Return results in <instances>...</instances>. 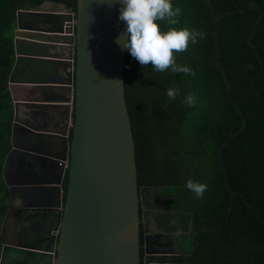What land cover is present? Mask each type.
I'll return each instance as SVG.
<instances>
[{
	"label": "trees",
	"instance_id": "16d2710c",
	"mask_svg": "<svg viewBox=\"0 0 264 264\" xmlns=\"http://www.w3.org/2000/svg\"><path fill=\"white\" fill-rule=\"evenodd\" d=\"M47 1L76 11V0H0V229L12 204L2 167L11 149L17 11ZM172 4L181 8L174 27L204 35L176 55L194 76L142 67L126 51L137 184L160 189L166 210L154 216L157 228L188 238L172 264H264V0ZM173 87L179 94L170 100L166 92ZM189 93L195 106L184 103ZM189 179L207 185L202 198L187 189ZM67 183L66 171L64 191ZM143 232L140 223V240Z\"/></svg>",
	"mask_w": 264,
	"mask_h": 264
},
{
	"label": "water",
	"instance_id": "95a60500",
	"mask_svg": "<svg viewBox=\"0 0 264 264\" xmlns=\"http://www.w3.org/2000/svg\"><path fill=\"white\" fill-rule=\"evenodd\" d=\"M121 6L119 0H76V11H17L16 55L18 37L46 42V49L60 41L70 46L72 80L66 101L72 116L66 129L68 150L65 157L55 161L56 176H50L51 169L43 172L47 182L43 184L55 185L36 187L40 202L23 208L25 212L48 216L47 234L39 243H32L21 235L4 240L0 232V264H140L139 208H146L147 187L137 184L134 139L124 93L126 51L115 42L126 29L118 18ZM16 129L14 107L11 149L2 169L12 204L2 227L11 210L18 209L15 187L4 173L10 156H41L34 148L16 145ZM33 152L37 154L33 156ZM66 171L68 183L64 191ZM177 235L145 233L143 264L177 262L184 253L174 238ZM161 237L169 239L174 249H155L154 239Z\"/></svg>",
	"mask_w": 264,
	"mask_h": 264
},
{
	"label": "crops",
	"instance_id": "0c3cea01",
	"mask_svg": "<svg viewBox=\"0 0 264 264\" xmlns=\"http://www.w3.org/2000/svg\"><path fill=\"white\" fill-rule=\"evenodd\" d=\"M43 5L46 8H41ZM41 6L39 9L49 12L67 10L63 5L53 4L49 1L44 2ZM39 42L37 39L18 37L19 54L16 55L13 81L9 82L17 123L14 135L15 143L19 147L34 148L41 152V154L38 153L41 156L37 159L14 153L4 168L8 182L15 187V206L18 207V209L11 210L7 223L0 229L1 238L7 241L20 238L21 235L24 240L39 243V240L46 236L48 216L25 212L23 208L26 206L29 208L40 202L37 197L39 190L36 187L55 185L43 184L47 183L43 180L45 177L43 172L51 169L50 176H56L58 166L55 161L65 157L68 150L66 129L72 112L71 105L66 100L69 98L68 84L72 80V76H70L73 63L70 56L71 48L65 42L60 41L49 44V49H46L44 47L46 42H42L43 44ZM43 79L49 82H42ZM35 154L37 153L33 152V156ZM44 156L47 158L46 161L42 160ZM146 215L149 216V213L146 212ZM153 215L155 216V212ZM145 216L146 233L152 235L169 233L172 236L175 233L158 229L154 218L150 221L149 217ZM181 235L179 233L174 238L177 240L178 248L184 252L182 249L183 239L179 238ZM153 247L163 252L174 249L172 242L163 237L155 238Z\"/></svg>",
	"mask_w": 264,
	"mask_h": 264
},
{
	"label": "clouds",
	"instance_id": "9594fccd",
	"mask_svg": "<svg viewBox=\"0 0 264 264\" xmlns=\"http://www.w3.org/2000/svg\"><path fill=\"white\" fill-rule=\"evenodd\" d=\"M119 20L126 24L125 32L116 38V43L129 52L140 65H151L157 72L195 75L188 66L177 63L176 55L188 50L189 44L197 43L203 33L188 27H174L179 23L180 7H173L172 0H119ZM167 21L169 27L163 30L158 22ZM170 100L179 94V89L168 88ZM184 103L195 106L197 97L189 93ZM186 187L197 197H203L207 185L192 179L187 180ZM175 223V221L173 222Z\"/></svg>",
	"mask_w": 264,
	"mask_h": 264
},
{
	"label": "flooded vegetation",
	"instance_id": "af4514ba",
	"mask_svg": "<svg viewBox=\"0 0 264 264\" xmlns=\"http://www.w3.org/2000/svg\"><path fill=\"white\" fill-rule=\"evenodd\" d=\"M153 189H156V188H153ZM151 188H146L145 191H144V195H145V198H146V208H142L140 207L139 208V211L141 210V224L143 225V228H144V232L142 233V239H141V250L142 252L143 251V240H144V234L146 233V230H145V227H144V224H145V221H144V214L146 213V211L148 212H151V211H154L155 212V215L159 212H162V211H165L166 210V207L164 206L163 204V199H162V196L159 195V197L155 196L154 194L152 195V193L150 192L151 190H153ZM160 203V205L162 204V207H160L159 209V206H154L155 205H158ZM155 209H158V210H155Z\"/></svg>",
	"mask_w": 264,
	"mask_h": 264
},
{
	"label": "rangeland",
	"instance_id": "374dc122",
	"mask_svg": "<svg viewBox=\"0 0 264 264\" xmlns=\"http://www.w3.org/2000/svg\"><path fill=\"white\" fill-rule=\"evenodd\" d=\"M55 7H57V6H55ZM41 8H46V6L45 5H43V6H41ZM151 189H153V188H151ZM151 193H152V195L154 194L155 196H157V197H159V195H160V189L159 188H156V189H153V190H151L150 191ZM162 199H163V197H162ZM163 202V201H162ZM154 206H159V209H160V207H162V204L160 205V203L158 204V205H155L154 204ZM155 210H158V209H155ZM146 212H148V211H146ZM149 213V216L148 215H146L145 216V214H144V216L145 217H149V220L150 221H152L153 220V218H154V211H151V212H148ZM152 226V225H151ZM179 238L180 239H183V241H185L186 242V244H188V238H187V236L186 235H184V234H182L181 236H179Z\"/></svg>",
	"mask_w": 264,
	"mask_h": 264
}]
</instances>
